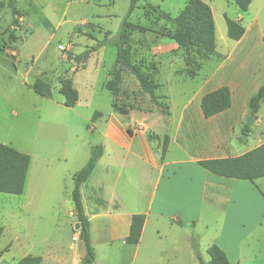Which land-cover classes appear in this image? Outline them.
<instances>
[{"label": "rangeland", "instance_id": "obj_1", "mask_svg": "<svg viewBox=\"0 0 264 264\" xmlns=\"http://www.w3.org/2000/svg\"><path fill=\"white\" fill-rule=\"evenodd\" d=\"M187 1L140 0L128 16L129 21L146 28L131 35L134 60L142 62L160 84L156 93L163 95L160 100L168 104L164 111L140 89L126 68L121 67L122 80L115 97L103 87L104 81L111 78L110 69L118 68L114 67L116 47L103 43L105 32L110 37L117 34L129 0H15V7L21 11L16 26L8 0H0V142L29 154L31 159L23 192H0V264H14L28 254L40 255L42 264H80L79 253L84 247L80 239H75L78 229L70 196L74 185L71 173L86 163L92 145L105 140L109 148L114 146L102 137L108 122L123 124L129 133L145 131L157 152L164 136L173 133L188 153L197 152L196 141L201 136L183 129L185 125L197 126L194 116L176 128L180 117L188 116L184 107L214 69V63L195 50L187 57L169 36L175 30L173 24L151 7L158 6L175 16ZM203 1L213 13L217 50L225 52L224 41L232 42L227 36L225 17L235 19L237 12L244 16L248 12L241 11L234 0ZM259 2L253 0L249 10ZM83 51L86 55L72 70L75 56ZM37 78L50 84V97L32 89ZM64 80L78 91L79 99L73 107L63 105L64 97L58 88ZM194 107L190 105L189 109ZM123 109L128 115L121 113ZM95 112L100 115L94 116ZM120 170L133 177L138 175L137 169L118 165L112 169L113 176ZM152 172L154 180L156 169ZM120 176L122 179L124 173ZM252 183L264 200V188L258 182ZM88 187H81L82 200L91 219L94 248L101 259L106 220L91 216L90 210L96 207L94 201L101 200H93ZM228 191L227 196L232 199L228 206L223 204V222L232 220L235 224L236 196L247 194V187L241 191L235 188L233 194ZM262 208L263 201L257 210ZM245 212L243 206L241 213ZM260 223L253 235L258 240L251 237L255 251L264 249V217ZM198 230L203 232L204 221Z\"/></svg>", "mask_w": 264, "mask_h": 264}, {"label": "crops", "instance_id": "obj_2", "mask_svg": "<svg viewBox=\"0 0 264 264\" xmlns=\"http://www.w3.org/2000/svg\"><path fill=\"white\" fill-rule=\"evenodd\" d=\"M250 4L246 16L237 12L235 18L245 28L243 35L230 44L224 41L225 52L218 51L216 43L215 54L209 58L213 60L214 69L203 78L184 107L188 116L182 115L178 121L176 130L192 119L191 116L197 121V126L183 127L186 132L193 130L202 138L196 141L199 144L194 155L187 152L176 133L166 134L169 141L161 160L145 131L129 133L123 124L107 123L102 137L114 146L109 148L105 140L99 143L103 153L81 186L89 185L93 200H101V203L94 201L96 207L90 210L91 216H102L106 220L103 255L99 259L87 214L95 252L92 264H199L191 245L192 235L196 238L198 253L205 260L206 248L214 243L232 264H264V249L255 251L251 240L261 226L260 218L264 217V200L252 182H258L263 189L264 176L253 181L234 179L216 175L197 163L204 159L237 156L264 142V100L253 115V126L243 133L245 115L249 114L248 99L264 83V0L252 10H249ZM74 68H77L76 62L71 69ZM223 85L231 90L230 107L204 117L200 109L202 95ZM190 105L196 107L189 109ZM203 141L206 144L203 145ZM118 165L137 169V177L126 175L124 170L114 177L112 169ZM153 168L156 169L154 180ZM96 175L98 178L94 179ZM245 187L248 193L236 196L237 223L223 222V204L228 206L232 199L227 191L233 194L235 188L241 191ZM262 201L263 208L257 210ZM243 206L245 213H241ZM84 208L86 211L85 205ZM133 213H144L145 221L140 240L127 243L124 238ZM201 221H204L202 233L198 230ZM261 234L264 238V231ZM75 239H79L78 231ZM84 254L85 248L79 253V259Z\"/></svg>", "mask_w": 264, "mask_h": 264}, {"label": "trees", "instance_id": "obj_3", "mask_svg": "<svg viewBox=\"0 0 264 264\" xmlns=\"http://www.w3.org/2000/svg\"><path fill=\"white\" fill-rule=\"evenodd\" d=\"M15 0H8L7 5L11 8L12 23L18 25V18L21 11L15 7ZM140 0H129V8L126 16L122 19L117 34L109 36L105 32L103 43H112L116 47V57L114 61L115 69H110L108 78L104 81L103 87L109 90L115 97L120 89L122 80L121 67L126 68L138 81L140 89L147 93L156 106L164 111L168 109V104L163 103L160 99L163 95L156 93L160 84L155 81L152 72L146 71L147 67L142 62L134 60V49L131 43L133 31L140 33L146 28L140 24L128 20V16L137 7ZM252 0H234L235 4L241 11H246ZM156 9L160 16L166 21L173 24L175 30L169 33L170 38L189 55L191 50L197 51L203 58H210L215 54V22L211 7L203 0H188L184 7L175 15L161 10L158 6H151ZM227 36L232 40H238L243 35L245 28L239 20L225 17ZM15 38L14 29L11 32ZM86 52L83 51L75 56V62L78 64L81 57ZM199 65L198 71L201 68ZM32 89L44 96H51V86L48 82L37 78L31 85ZM63 95V105L67 107L74 106L79 97L77 89L70 81H60L58 88ZM264 100V83L249 97L247 107L251 116L255 115ZM112 102V106H114ZM231 105V90L228 86L223 85L214 90L204 93L200 99V109L204 117H209L221 111L228 109ZM122 114H127V110H121ZM100 112H95L94 116H99ZM249 127L243 125V133L246 134ZM150 139L151 136L149 135ZM169 137L164 136L161 149L159 151L160 159L166 152ZM103 153L102 144H94L90 148V155L86 163L72 174L73 188L70 196L76 217V228L78 237L85 248V254L80 259V264H92L95 259V252L90 239V222L85 211L81 186L90 177L98 158ZM30 163V155L19 151L18 149L0 142V192L21 194L24 189L27 170ZM206 170L224 177L234 179H246L253 181L256 178L264 176V142L255 148H252L237 156H228L223 158H211L199 160L197 162ZM145 221L144 213H133L131 215L128 234L124 240L127 243H137L141 237V231ZM2 227H0V236ZM191 245L198 258L199 264H232L226 253L217 245L210 244L206 248L209 259L205 260L197 251V241L194 235L191 236ZM14 264H42L40 255H25L18 259ZM238 264V263H234Z\"/></svg>", "mask_w": 264, "mask_h": 264}, {"label": "water", "instance_id": "obj_4", "mask_svg": "<svg viewBox=\"0 0 264 264\" xmlns=\"http://www.w3.org/2000/svg\"><path fill=\"white\" fill-rule=\"evenodd\" d=\"M253 122H254V118H253V116H251V115H249V114H246V115H245V123H246V125H247V126H250V125L253 124Z\"/></svg>", "mask_w": 264, "mask_h": 264}]
</instances>
